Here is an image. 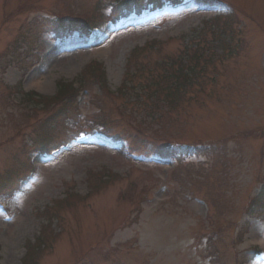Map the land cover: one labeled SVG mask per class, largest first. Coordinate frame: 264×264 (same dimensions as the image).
<instances>
[{
	"label": "rangeland",
	"instance_id": "374dc122",
	"mask_svg": "<svg viewBox=\"0 0 264 264\" xmlns=\"http://www.w3.org/2000/svg\"><path fill=\"white\" fill-rule=\"evenodd\" d=\"M114 1L0 0V264H264V0H182L115 24ZM154 40L167 43L131 53ZM189 40L212 46L205 73L169 105L150 85L189 61ZM93 61L112 92L127 77L132 92L102 95L93 67L70 96L79 117L70 101L25 100L53 97ZM94 113L112 138L86 134ZM42 138L65 147L39 155ZM160 142L206 148L142 153Z\"/></svg>",
	"mask_w": 264,
	"mask_h": 264
},
{
	"label": "trees",
	"instance_id": "16d2710c",
	"mask_svg": "<svg viewBox=\"0 0 264 264\" xmlns=\"http://www.w3.org/2000/svg\"><path fill=\"white\" fill-rule=\"evenodd\" d=\"M203 40V39H201ZM208 46H201L199 48H196L194 50L195 54V59H194V63L192 62H188V69L187 67H183L181 64L179 67H172V74H168L170 77L175 78V82L174 84L177 85V88L175 87V91L177 92L178 88H182L185 89L186 86H188L190 84L189 81H191L192 77L193 78H197V76L200 74L201 71H204V68H200V61L198 59H200L201 56H203L202 53H200V51H202L201 49H207ZM207 60L209 61V59L207 58ZM60 88H59V92L57 93V97H61L64 94H66L65 92H72L75 91L73 86H66L64 84H59ZM170 95V93H169Z\"/></svg>",
	"mask_w": 264,
	"mask_h": 264
},
{
	"label": "bare ground",
	"instance_id": "6f19581e",
	"mask_svg": "<svg viewBox=\"0 0 264 264\" xmlns=\"http://www.w3.org/2000/svg\"><path fill=\"white\" fill-rule=\"evenodd\" d=\"M262 237H264V235H262Z\"/></svg>",
	"mask_w": 264,
	"mask_h": 264
}]
</instances>
